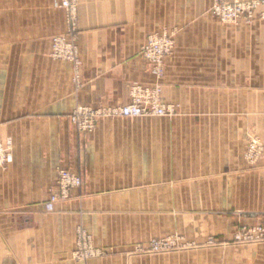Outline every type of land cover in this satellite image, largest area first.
<instances>
[{
    "label": "crops",
    "instance_id": "0c3cea01",
    "mask_svg": "<svg viewBox=\"0 0 264 264\" xmlns=\"http://www.w3.org/2000/svg\"><path fill=\"white\" fill-rule=\"evenodd\" d=\"M213 1L77 0L76 87L72 64L49 55L51 38L67 30L60 0H0V139L12 144L0 168V264L260 260L257 246L225 243L236 226L264 224V152L254 166L243 158L247 133L264 143V38L254 37L247 64L208 13ZM171 30L175 48L158 82L140 49ZM156 83L172 115L99 118L92 132L69 122L77 106L124 105L132 85ZM58 168L82 185L47 212ZM79 225L105 256L70 258ZM172 234L216 244L134 251Z\"/></svg>",
    "mask_w": 264,
    "mask_h": 264
},
{
    "label": "built area",
    "instance_id": "2783aa9c",
    "mask_svg": "<svg viewBox=\"0 0 264 264\" xmlns=\"http://www.w3.org/2000/svg\"><path fill=\"white\" fill-rule=\"evenodd\" d=\"M76 0H63L61 6L67 12V30L64 34L53 37L51 44V55L56 60L68 61L73 64L74 82L79 84V71L81 62L79 59V50L76 43L77 40V23L75 20V4ZM245 2H237L233 5H228L224 0H216L214 10L216 13H230L232 7L241 9ZM245 5L249 6L248 3ZM250 5H262L259 1H254ZM174 48V39L171 33L163 31L160 33H152L147 36V39L140 49L141 57L147 62L149 70L160 78L164 71V60L170 55ZM161 88L159 84L150 87L132 86L130 89V101L127 104L115 107H77L71 114V122L83 131L91 132L96 126L99 116H122V117H138L148 114L164 115L170 113L171 107L161 105L159 102V94ZM10 144L6 141L7 145ZM253 157H256L254 155ZM11 159V154L6 150L3 151L0 157V166H5ZM256 159V158H255ZM55 188L51 193L48 202L46 203L47 210L51 211L54 205L60 200L68 198L69 192L72 189L80 188L82 185L81 177L68 169L59 168L57 170ZM85 235L80 234V238L84 239ZM236 238L239 240L264 241V224H256L248 226L241 231H237ZM170 244H162L153 242L149 248L150 252L164 251ZM82 248H80L81 250ZM79 250V251H80ZM99 253L98 250L89 248L81 256L87 257L92 254Z\"/></svg>",
    "mask_w": 264,
    "mask_h": 264
},
{
    "label": "rangeland",
    "instance_id": "374dc122",
    "mask_svg": "<svg viewBox=\"0 0 264 264\" xmlns=\"http://www.w3.org/2000/svg\"><path fill=\"white\" fill-rule=\"evenodd\" d=\"M62 1L63 0H60L58 6L64 12L65 23H66V27H67V12L61 6ZM224 1L228 5H233V4L237 3V2H241V4H242V2H245V4L246 3L249 4V6L243 4L241 9H235V8L232 7V11L230 13L226 12V13H223V14H219V13H216L215 10H214V5L216 3V0H214L212 5L208 9V13L214 18L215 21H217L219 24H221L222 28L225 29L224 30L225 31L224 35L225 36L229 35V37L232 38L231 39V44L228 45L227 47H229V49L232 52L233 51H237V50L245 51V53L247 54L246 63L250 64L252 62L253 42H254L253 39H254V37L261 35L262 38H264V7L262 5H257V6L254 7V5H250V4H252V2H254V1H259L260 4H262V2L264 0H224ZM75 4H76V7H75L76 8L75 9V20H76V23H77V0L75 1ZM167 32L171 33L172 36H173V39H174V36H175L174 35V31L171 30V31H167ZM64 33H62V34H64ZM62 34H58V35H62ZM58 35H54L53 37L58 36ZM53 37L51 38V44H52ZM174 48H175V43H174ZM174 48H173V50H174ZM49 55H50L51 58H53L52 55H51V48H50ZM54 60H56V59H54ZM66 62H68V61H66ZM146 64H147V62H146ZM72 66H73V64H72ZM147 66H148V64H147ZM164 68H165V60H164ZM163 74H164V71H163ZM154 77L159 82V80L163 77V75L160 78H157L155 75H154ZM73 82H74V70H73ZM74 84H75L76 87L79 86V84L77 85L75 82H74ZM159 84H160V88H161V83H159ZM136 85L140 86V87H150V86H143V85H139V84H134L132 86H136ZM159 102H160L161 105H164L166 107L167 106L171 107L172 111L170 113H165L164 115H172L175 112V109H176L175 105H173V104H164L161 101V91H160V94H159ZM77 107H83V106H77ZM84 107H89V106H84ZM76 108H74V110ZM90 108H98V107H90ZM72 112H70L68 114V116H67L68 119H69V122L76 128L77 131L88 132V131L79 130L71 122L70 116H71ZM143 116H161V115L148 114V115H143ZM112 117H114V116L104 115V116H99L98 119L99 118H101V119H103V118H112ZM130 118H132V117H130ZM6 141L10 142V144L7 145V148L5 147L6 146ZM6 150L11 154V159L5 166H0V168H6V166L12 160V152H11L12 144H11V140L10 139H6V140L2 141L0 139V157H2L3 151H6ZM263 152H264V143L261 140V138L259 136L255 135V134H253V133H247L246 146H245V149H244V152H243L244 160L249 165L254 166L260 160ZM254 155H256V157H253ZM56 176H57V173H56ZM55 182H56V178H55ZM55 190H56V188L52 192H54ZM51 193H50V195H51ZM50 195H49L48 199L44 202V208H45V210L47 212L53 211L55 206H56V204H58L59 202H62V201H65V200L69 199V195H68V198H66L64 200L62 199L59 202H57L54 205V208L51 211H49L46 208V203L48 202V200L50 198ZM255 225L256 224L241 225V226L234 227L233 231L231 232L230 240L225 243V244L230 245V246H242V247H246V248H252L250 246L259 247L260 256H261V257H259L260 260L258 262L252 261V263H243V264H264V241L242 240L241 238L238 240L236 238L237 231H241L243 228H247L248 226H255ZM82 233L85 235L84 239L80 238V234H82ZM153 242H159V243H162V244H170V246L166 247V249L164 251L150 252L149 248L151 247ZM215 244L216 243H215L214 240H210L209 239V240H207L204 243L199 245L195 241H187V240H185L183 238V236H180L179 234H172V235H168V236H164V237H152L149 240H147L146 242H140V243L135 245L134 251L136 253H139V254H150V255H153V254H170V253H173V252H180V251H185V250H190V249H196L197 247H200V246L205 247V246H211V245H215ZM80 248H82V249L80 250ZM89 248H93L94 250H98L99 253H95V254H92V256H87V257L83 258L81 255L84 254V252L86 250H88ZM106 254L107 253H106L105 249L99 248V247L94 245L93 237H92L91 233L87 229H85L81 225L76 227V229H75L74 247H73V249L70 252V258L71 259H73L74 261H87V260L93 259V258H101V257L105 256ZM247 262H249V261H247Z\"/></svg>",
    "mask_w": 264,
    "mask_h": 264
},
{
    "label": "bare ground",
    "instance_id": "6f19581e",
    "mask_svg": "<svg viewBox=\"0 0 264 264\" xmlns=\"http://www.w3.org/2000/svg\"><path fill=\"white\" fill-rule=\"evenodd\" d=\"M150 72H151V71H150ZM151 73H152V72H151ZM156 84H159V83H156ZM156 84H155V85H156ZM159 85H160V84H159Z\"/></svg>",
    "mask_w": 264,
    "mask_h": 264
}]
</instances>
